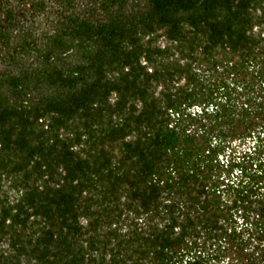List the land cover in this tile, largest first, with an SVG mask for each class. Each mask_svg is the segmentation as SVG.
Returning a JSON list of instances; mask_svg holds the SVG:
<instances>
[{"label":"trees","instance_id":"1","mask_svg":"<svg viewBox=\"0 0 264 264\" xmlns=\"http://www.w3.org/2000/svg\"><path fill=\"white\" fill-rule=\"evenodd\" d=\"M57 1L0 15V264H264V0Z\"/></svg>","mask_w":264,"mask_h":264},{"label":"rangeland","instance_id":"2","mask_svg":"<svg viewBox=\"0 0 264 264\" xmlns=\"http://www.w3.org/2000/svg\"><path fill=\"white\" fill-rule=\"evenodd\" d=\"M40 0H3L0 1V15L6 9L5 4L7 7L12 8L15 10V18H16V28L7 30V33L11 35L13 44L20 42V38L29 37L30 35H34L35 39L38 40L43 36L46 37L47 33L52 31L54 28V24L57 23L59 20V15L57 12H63L62 6L58 3L57 0H41L43 4H45V9L43 11H35L33 12L31 3L37 4ZM25 2H28L25 4ZM76 11L77 9L80 13H88L87 8L89 6V1L87 0H77L76 1ZM21 3H23L21 5ZM11 5V6H10ZM37 12V13H36ZM96 17L99 19L101 17L100 14H97ZM6 18V17H4ZM3 48V43L0 42V55L1 58L4 56L3 60H6V54L9 52H16L11 49ZM2 51V53H1ZM4 52V53H3ZM21 58V57H20ZM0 59V69L7 68L5 62ZM25 60H32L31 56L27 57Z\"/></svg>","mask_w":264,"mask_h":264},{"label":"flooded vegetation","instance_id":"3","mask_svg":"<svg viewBox=\"0 0 264 264\" xmlns=\"http://www.w3.org/2000/svg\"><path fill=\"white\" fill-rule=\"evenodd\" d=\"M26 3H28V2H25V4H26ZM39 3H42V1L40 0ZM22 4H23V3H21V5H22ZM34 5H35V4L31 3L29 6L33 7ZM10 10H13V9L11 8ZM14 12H15V10H14ZM4 17H7V16H6V13H5V12H2V19H3V20L6 19V18H4ZM91 18H94L95 20H98V18L95 17V16H94V17H91Z\"/></svg>","mask_w":264,"mask_h":264}]
</instances>
